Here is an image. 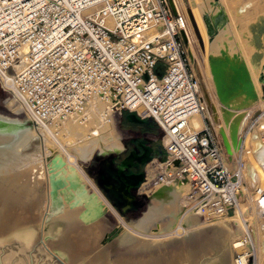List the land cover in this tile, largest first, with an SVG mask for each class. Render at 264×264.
<instances>
[{"label": "bare ground", "instance_id": "obj_1", "mask_svg": "<svg viewBox=\"0 0 264 264\" xmlns=\"http://www.w3.org/2000/svg\"><path fill=\"white\" fill-rule=\"evenodd\" d=\"M188 1L192 8L201 9L198 10L202 12L201 16L196 11L195 14L193 13L195 17L191 11L188 13L186 11L185 15L181 8V10L177 8L178 6L176 8L182 15V22L186 29L182 33L185 41L191 43L194 39V30L188 15L202 44L203 36L200 32L205 36L203 58L205 66L201 67L203 73L200 67L197 69L200 78L198 90L205 97V101L202 99L205 113L198 111L193 114L188 120L187 129L198 133L207 128L205 120L207 116L211 118L226 148L225 150L222 144L226 164L229 159L227 152L230 156L239 154L244 136L243 118L247 115V110L252 111L251 116L249 114L250 120L262 115L261 112L264 110V0ZM178 2L177 0L170 1L172 6L179 5ZM207 14L210 20H207ZM201 17L204 18L203 21ZM105 23L114 28L115 19L108 16L105 18ZM211 24H214V28ZM151 32L153 33L152 30ZM16 86L18 88L12 89V92L20 93L19 90L22 89L19 88V84ZM110 104H113L114 108H116L115 105H120L100 92L91 93V97L83 102V106L81 104L82 112H74L64 118L57 117L50 122L39 123V125L44 124L40 129L34 128L31 124L32 114L27 107L25 108L27 109L25 117L28 120L26 125L20 123L21 118L10 117L11 115L0 112V245L18 240L22 248L32 247L38 235L34 225L29 224V221H27L29 223L21 222L22 220L20 221L18 217L14 219L11 212L8 213L13 206L14 208L20 206L26 208L30 205L34 214L40 215L42 222L40 225L43 229L46 228L47 217L51 219L49 230L54 231L56 224H65L66 228H57L54 236H65V231L74 229L83 223L86 225L82 224L85 227L84 230L79 231V235L85 237V244L92 240L95 243L98 241L102 232L97 221L100 217L90 218L87 221L80 218L82 211L86 208L85 198L82 197L83 203L77 206L70 205L73 199L67 200V195H62V203L51 199L48 159L59 155L64 159V167L68 173L71 172V166L78 172V160H86L81 158L83 153L84 155L92 154L99 145L118 140L117 136L122 135L116 127L120 121V115H116L111 108L107 109ZM117 108L122 111L120 107ZM137 108L142 112L143 106L140 105ZM119 111L116 112L120 113ZM254 128L249 133L245 147H243L245 149L243 150L242 171L236 169L237 167L233 169L227 167L242 174L241 187L237 183L236 193L239 188L246 187L247 189V192L239 189L240 192L237 193V197L235 196L244 227L239 226L235 230L228 219L222 220L230 213L211 214L206 205H199L197 203L198 185L190 179H182L177 168L178 161L166 154L163 159H152L145 173V179L150 180L151 184L152 181L155 182V187L148 190L149 193L152 194L160 189L162 193L152 199L153 205L145 217L135 223L122 226L117 234L127 255L132 253L138 258L122 259L117 263L161 264L164 247L183 246L192 242L193 239L204 237L203 241H207L209 250L215 245L226 247L224 239H228L238 253L237 264H250L248 257L251 255L255 257L254 264H264V203H262L264 201V115ZM149 135L153 134L147 136ZM39 136H42V142L37 145L36 150L33 152L25 150L29 143ZM120 165L126 167L124 164ZM149 166L154 169V176L150 179L148 177ZM123 175H126L124 171H119L116 175L119 181V187L116 190L126 195ZM133 176L126 175L129 179ZM140 180H143L142 175ZM145 184L148 183L143 185ZM144 186L143 190H145ZM145 188L149 189L150 185H146ZM5 191L13 196L11 204H8L11 198L2 195ZM78 191H72L73 197L77 196ZM55 204L59 206V209L52 208ZM92 209V216H94L96 211L95 208L92 207ZM204 215L208 216L207 223L204 222ZM209 230H212V234L207 238ZM81 240L84 241V239ZM76 250L77 248L74 250L75 256L77 255ZM185 252L180 251L179 254L175 252V260L185 257Z\"/></svg>", "mask_w": 264, "mask_h": 264}, {"label": "built area", "instance_id": "obj_2", "mask_svg": "<svg viewBox=\"0 0 264 264\" xmlns=\"http://www.w3.org/2000/svg\"><path fill=\"white\" fill-rule=\"evenodd\" d=\"M185 30L170 0H0V85L19 84L34 127L82 112L94 92L152 119L182 179L198 185L197 203L231 213L239 171L227 168L208 128L187 129L204 108Z\"/></svg>", "mask_w": 264, "mask_h": 264}, {"label": "rangeland", "instance_id": "obj_3", "mask_svg": "<svg viewBox=\"0 0 264 264\" xmlns=\"http://www.w3.org/2000/svg\"><path fill=\"white\" fill-rule=\"evenodd\" d=\"M170 1L173 2V0H170ZM177 1H179L178 3H180V4L175 5V6L176 7L178 6L177 8H179V10L182 9L184 11L185 15H186V11H187V13H188V11H191L192 14L195 11L198 14H200V13L202 14V12L198 11L200 8L199 7H195V8L193 7L192 8L190 6L188 0H187L188 3L186 0H183L185 2H183L182 0H177ZM190 7L192 8L193 11L191 10ZM201 14H200V16H201ZM194 17H195V15H194ZM209 17L210 16L207 14L206 15L207 20H210ZM188 18L191 22V25L193 26L192 28L194 30V39L191 41V43H188L184 39V42H185L184 46L186 48V54L188 52V56L191 59L190 71H192V73H195L198 81L200 82V78H199V74L197 73L198 72L197 69H198V67H200V69H202V73H203V68H201V67L205 66V61H203L204 60L203 59L204 58V52H205V43H204L205 36L203 35V33L200 32V34L203 36V38H202L203 44H204L203 45L201 40L198 37V34L196 32L194 25L192 24V21L190 19V15H188ZM201 19L203 21L204 18L201 17ZM211 27L214 28V24H211ZM199 92H200V96L202 97L203 101H205L204 95L202 94L201 91H199ZM263 92H264V86H263ZM26 107L27 106L25 104V99L23 98L22 95H20V93H13L12 90H10V89H8L6 91L0 85V112H2L3 114L6 113V115H8V116L11 115L10 117L21 118L20 123L22 125L23 124L26 125V123L28 121L27 118L25 117V115L27 114V111H25V110H27V109H25ZM108 108L113 109V111L116 115L119 114L118 112H116V111H119V109L114 108L113 104L108 105L107 109ZM119 112L121 113V126H122V121H123L126 126H132L133 127L134 124L132 122L128 121L126 118H127V115H129L130 113H134V112H131L129 110H122ZM204 113H205V111H204ZM246 113H247V115H245V117L247 118V120H245L246 119L245 117L243 118V120H244V123H243L244 124V133H243V135L244 136H243V139L241 142V146L239 148V154H237L236 156H230V154L226 151L228 156H229L228 162H226V166L228 168H231V169L237 167V169H239V171H242L241 167H243L242 166L243 160H244L243 159V157H244L243 156V150L245 149L243 147H245V141L247 140L249 133L252 131V129H255L254 128L255 125L257 126L259 120L261 119V117H263L264 110L261 112L262 115H258L253 120L249 119V117L252 114L251 109L247 110ZM249 114H250V116H249ZM136 116L139 117L137 114H136ZM147 119H145V120H147ZM205 120H206L207 128L209 129V131L219 139L220 147L223 144V146L225 148V145H224L222 138H221V134L219 132H217V129L215 128L211 118H209L207 116V118ZM119 122L117 123L116 127L118 128L119 132L122 133V131L119 127ZM31 124L34 125V123L32 121H31ZM43 125L40 124L38 127H34V126L33 127L40 129ZM123 128L130 130L129 128H125V127H123ZM134 128L136 130V132L132 131V132H134V137L125 140L126 146L131 147V145H134V144L137 145L140 140L152 139V138L147 136L148 134H146V132L153 131L156 133V135H155L156 141L154 143L156 146L159 147L158 153L156 155H154L152 158H150L142 167H140L138 169V172H140L141 175H144V178H146L145 173H146L148 163H150L151 160L154 158H158L159 160L161 158L163 159V157H165V155L167 154L163 148H162V150H160L162 147L161 140H160V137L162 135V131L159 129L157 124L152 119L150 120V122H148L146 124L145 123L139 124L137 126H134ZM121 136L122 135L120 134L117 137L119 138ZM41 139H42V136L35 138L31 143H29V145L25 148V150H27L28 152L35 151L37 148V145L41 144V142H42ZM109 143H111V142H109ZM225 150H226V148H225ZM116 155H119V153H116L114 155L113 154L107 155L106 158L97 156L94 158V160L92 162L85 160V161H81V163H83L82 166L84 167V169L94 178L96 184H98L99 188L103 191V193L106 195V197H108V199L110 198L112 201L110 199L109 200L111 202H113L114 205H116L115 206V207H117L116 209L118 210V212L123 217V222L129 223L132 219H136L137 217L141 216L144 211L147 213L149 211L150 207L153 205V203L151 202V204L148 206V197L147 196L152 195L149 193V191L152 190L153 187H155L154 186L155 182L152 181V184H153L152 185L149 182L150 180L144 179L141 182V185L133 188L132 194H133L134 200L132 201L131 206L126 209V207H127L126 201L120 193H118L112 189H108V192L105 191L107 186H112V185L117 186L118 185L117 180H116V178H117L116 175H117V170H118L117 166L119 164L113 163V159ZM122 155H125V153L121 154L120 160H122L124 158ZM90 156H91V153H89L88 155H84V153H83V156L81 158L88 159V157H90ZM79 161L80 160H78V162ZM149 171L152 174L149 173ZM77 174H78V172H77ZM153 174H154V169H151L149 166V169H148L149 179L151 177L153 178V176H154ZM240 174H241V172H240ZM240 180H242V174H241ZM110 182L113 184L110 185ZM144 183H148V184H145V186L150 185V188L146 190L147 187L145 188V186L143 185ZM241 183H242V181L239 182L240 187H241ZM143 186H144L145 190H143ZM239 189H238L237 193L240 192ZM240 190L242 192H247L246 187H242V189H240ZM6 192L7 191H5V193H3L2 195L6 198L7 197L9 199L11 198V200L7 199V201L9 200L8 204H11L13 196L10 195L9 193H6ZM237 193L235 194L236 197L238 195ZM55 205H53L52 208H54V210L59 209V206L58 205L55 206ZM147 206H148V208H147ZM237 206H238V204H236V211L237 212L233 209L229 216H227V217L224 216L225 218L222 219L223 221L228 219L230 224H231V227L235 230H237L239 228V226L244 227V222H243L242 217H241V211L239 210V208ZM146 208H147V210H146ZM17 209H18V211H17ZM26 209L28 212L26 211ZM12 210H14L15 213ZM29 210H30V212H29ZM8 211H9L8 213L11 212L10 214H12L14 219H16L18 217L20 219V221L22 220L21 222L29 221L30 223L29 222H27V223L34 225L35 230L38 232L37 233L38 235H36L37 237H35V239H34L35 241L33 242L32 247H30V249L29 248L25 249V247L22 248L21 243L18 240L17 241L13 240L12 242L9 241L7 243L5 242V243L1 244L0 245V264H65V263H67V264H69V263L70 264H74V263L75 264H97V263L98 264H118L117 262L119 260H122V259L126 260L128 258H134V259L136 257L138 258L137 255H135V254L132 255V253L127 255L125 249L120 244L119 235H117V234H119L118 232L122 228V226H126V224H120L119 225L120 222H119V219L117 218V215L113 214L111 211L102 210L103 214L99 215L100 218L97 221L100 224L102 232L100 233L98 241H96V243L98 242L97 245L92 239H91L92 241L90 243L85 244V241H86L85 237H81L79 235V231L81 232L82 230H84L85 226H83V225H86V224L82 223L83 225L79 224L78 227L65 231L66 235L65 236L58 235L59 237H61L59 239L58 236H54V235L56 233L57 228L58 229L59 228H66L65 224H63V223L56 224L54 231L49 230V228H50L49 225L51 224L50 223L51 219H49V217H47V222L45 221L46 222L45 223L46 228L43 229L41 226L42 225V222L40 219L41 217L38 213H37V215H36V213L34 214V212L31 210V205L29 207L27 206L26 208H22L21 206L19 208L18 207L14 208V206H13V208H10V210H8ZM23 212H25V213H23ZM146 213L142 216V218L145 217ZM31 214H32V216H31ZM207 217H208L207 215H204V222H206L208 220ZM139 218H141V217H139ZM102 228H103V230H102ZM43 231L45 233H43ZM208 234H209V236H207V238L210 237V235L212 234V230H209ZM87 237H89V236H87ZM81 239H84V241L82 242ZM76 240L78 242H76ZM203 240H204V237H200V238L198 237L196 239H193L192 242H190L186 245H183L185 247H183L182 245L175 246V247L174 246L164 247L162 249L163 253H162L161 260H160L161 264H179V263L180 264H237L236 260L238 259V257H237L238 253H237L236 249L233 248V245L230 244L231 242L229 243L228 239L227 240L224 239L226 247L224 245H219L220 247H216L217 245H215L214 248H211V250L208 249L207 241L205 242ZM72 242L76 243L77 245L76 244L73 245L74 243H72ZM71 244H72V246H71ZM82 244L88 245V246H83ZM65 245H67L68 247ZM80 245H81V247H80ZM73 247L75 249L77 248V250H76L77 255L76 256L74 254L75 249ZM78 247H79V249H78ZM59 251H61V253ZM78 251H80V252L82 251V253L79 254ZM90 251H91V253H90ZM180 251L181 252L186 251L185 257L182 256L183 258H179V260L177 259V261H176L174 258L175 254H176L175 252H178V254H179ZM83 252H84V254H83ZM96 253H98V254H96ZM69 256H73V257H69ZM122 256H124V257H122ZM5 259H8V261H5ZM174 260H175V262H173ZM63 261H64V263H63ZM253 262H255V260L251 256L249 259V263L253 264Z\"/></svg>", "mask_w": 264, "mask_h": 264}, {"label": "flooded vegetation", "instance_id": "obj_4", "mask_svg": "<svg viewBox=\"0 0 264 264\" xmlns=\"http://www.w3.org/2000/svg\"><path fill=\"white\" fill-rule=\"evenodd\" d=\"M120 115V122H119V127L122 131V136L118 138V140H115V141H110L111 143L109 142H105L101 145H99L95 150L94 152L91 154V156L86 159L88 161H93L95 157L97 156H100V157H105L107 155H110V154H116V153H121L123 151V154L125 153V155H122L124 158L122 160H120V158L117 160L116 163H118L119 165L117 166V173L119 171H124L126 173V175L130 176V175H134L132 179H129L128 177H126V175H123V180H124V187H125V190L127 192L126 195L120 193L119 191L116 190V188L119 187V181L118 179L117 180V183L118 185L117 186H107V188L105 189L106 192H108V189H112V190H115L116 192L120 193L123 198L125 199L126 201V204H127V208H129L131 206V203L132 201L134 200V197H133V194H132V189L141 185V182L145 179L144 178V175L143 176V180L141 181L140 178H141V173L138 172V169L140 167H142L150 158H152L154 155H156L158 153V150H153V145H148L149 142H147V140H140L138 142L137 145H131L130 146H126L125 144V140L126 139H130V138H133L134 137V132L132 131H135V128L134 126H137L139 124H146L148 122H145V121H135V120H130L128 118V115H127V120L132 122L134 125L133 127L132 126H129V129L131 130H128V129H124L122 126H121V113H119ZM151 133L153 131H150ZM147 133V132H146ZM155 133V132H154ZM148 137L152 138V137H156L155 135H149ZM120 145V146H119ZM155 147H157L155 145ZM154 147V148H155ZM98 151V152H97ZM112 151V152H111ZM100 155H99V154ZM106 153V154H105ZM128 158H131V160H129L128 162L126 161ZM81 161H85V160H80L79 161V167H78V175L81 179V188H86V192L85 194H83V198H85L84 200L87 202V200H91V198H96V200H98V206L99 207V211H101V215L103 214L102 210H105V211H111L113 214L117 215V218L119 219V225L120 224H131V223H135L137 222L138 220H140L142 218V216L146 213L145 211L142 213L141 218L137 217L136 219H132L129 223L127 222H123V217L122 215L118 212V210L116 209L117 207H115L116 205H114L113 202H111L108 197H106V195L103 193V191L99 188L98 184H96L94 178L84 169V167L82 166L83 163H81ZM120 164H124L126 167L124 168V166L121 167ZM132 168H131V167ZM113 184L110 182V185ZM162 193V189L152 193V195L150 196H147L148 197V206L151 204L152 202V199L154 197H157L158 195H160ZM129 201V203H128ZM147 206V208H148ZM93 208H96L94 205H92ZM104 208V209H103ZM107 208V209H105ZM146 208V210H147Z\"/></svg>", "mask_w": 264, "mask_h": 264}, {"label": "water", "instance_id": "obj_5", "mask_svg": "<svg viewBox=\"0 0 264 264\" xmlns=\"http://www.w3.org/2000/svg\"><path fill=\"white\" fill-rule=\"evenodd\" d=\"M128 118L130 120H135V121H145V122H150V118L147 120L143 118H139L136 116L135 113H130L128 115ZM48 163V168L50 172V197L53 201L57 203H62L63 198L62 195H67V200L73 199L72 203L70 204L71 206H77L81 205L83 203L82 196L86 192V188H81V179L79 175L77 174L76 170L74 167H70L71 172L68 173L65 166V161L64 159L59 156V155H54L50 157ZM131 160V158H128L126 161L128 162ZM81 188V189H80ZM79 189V191H78ZM72 191H78L77 196L73 197ZM92 205H94L95 208V214L92 216ZM85 209L82 211L80 218L83 221H87L90 218L95 219V217L99 216L101 211H99L98 202L96 198H91L90 201L85 203Z\"/></svg>", "mask_w": 264, "mask_h": 264}, {"label": "crops", "instance_id": "obj_6", "mask_svg": "<svg viewBox=\"0 0 264 264\" xmlns=\"http://www.w3.org/2000/svg\"><path fill=\"white\" fill-rule=\"evenodd\" d=\"M146 134H153V135H156V133H154V132H147ZM145 140H147V139H145ZM156 141V139L155 138H152V139H149V140H147V142H149L148 143V145H153V150H157V149H159V147L157 146V147H155V142ZM155 147V148H154ZM161 150V149H160ZM123 153V151L119 154V155H116L115 157H114V159H113V163L114 164H118V163H116L117 162V160L121 157V154Z\"/></svg>", "mask_w": 264, "mask_h": 264}, {"label": "trees", "instance_id": "obj_7", "mask_svg": "<svg viewBox=\"0 0 264 264\" xmlns=\"http://www.w3.org/2000/svg\"><path fill=\"white\" fill-rule=\"evenodd\" d=\"M122 126L125 127V128H129V126H126L125 123L122 121ZM163 147H161V150H162Z\"/></svg>", "mask_w": 264, "mask_h": 264}, {"label": "snow or ice", "instance_id": "obj_8", "mask_svg": "<svg viewBox=\"0 0 264 264\" xmlns=\"http://www.w3.org/2000/svg\"><path fill=\"white\" fill-rule=\"evenodd\" d=\"M262 203H264V201H262Z\"/></svg>", "mask_w": 264, "mask_h": 264}]
</instances>
